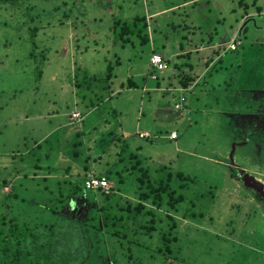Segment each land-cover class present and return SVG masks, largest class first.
I'll use <instances>...</instances> for the list:
<instances>
[{"label": "rangeland", "instance_id": "rangeland-1", "mask_svg": "<svg viewBox=\"0 0 264 264\" xmlns=\"http://www.w3.org/2000/svg\"><path fill=\"white\" fill-rule=\"evenodd\" d=\"M253 1L245 0L252 9L241 17L238 0H0V178H13L15 187L6 185L3 192L16 195L7 201V218L16 216L19 225L40 219L50 224L64 212L89 219L103 233L102 200L89 190L72 192L69 180L91 174L84 164L102 170L108 158L116 160L117 132L127 143L120 166L133 153L139 154L134 163L140 159L131 173H122L123 202L138 198L139 166L145 180L160 178L164 170L193 177L182 193L186 206L196 200L195 210L204 217L177 212L175 256L190 264H264V0H256L261 10ZM251 24L248 35L242 33ZM123 28L134 31L125 46ZM243 35L246 47H237ZM154 54L169 64L160 85L153 73L147 75ZM188 63L196 88L173 104ZM109 64L112 80L76 86L85 76L106 75ZM230 77L226 86L215 84ZM100 84H110L115 95L89 109L90 101L99 100ZM74 112L82 114L75 119ZM109 113L113 119L105 128L100 121ZM148 130L157 137L146 139L152 136ZM75 149L81 160L89 159L80 163ZM46 175L64 181L54 180L47 189ZM115 184L109 181V188ZM89 234L80 249L96 240ZM143 249L124 246L120 263L169 264ZM108 251L109 245L101 253L106 259Z\"/></svg>", "mask_w": 264, "mask_h": 264}, {"label": "trees", "instance_id": "trees-1", "mask_svg": "<svg viewBox=\"0 0 264 264\" xmlns=\"http://www.w3.org/2000/svg\"><path fill=\"white\" fill-rule=\"evenodd\" d=\"M252 3L257 10L262 9L261 6L256 5V0ZM238 5L244 6V11L241 14V17L251 12L252 5L245 3V0H238ZM138 17L140 18L139 15ZM236 20L239 21L240 18L237 17ZM246 22L250 23L247 20ZM126 25L127 24L123 25L124 28ZM249 27L252 28V24L251 26H244L242 33L245 32V34L248 35L249 30H251ZM124 28L120 34L122 37V46L131 42L130 36L134 32L133 29H128L130 31L126 34ZM144 37L146 39L147 34L144 35ZM238 40L240 42L237 47H246V36H239ZM162 58L165 61L166 58H164L163 55ZM223 59L224 58L220 59V61H223ZM119 61L120 59H117L116 63ZM209 61L210 60L207 61L206 66L210 64ZM166 62L168 63V61ZM149 64L150 68L147 75L152 78L151 74L155 73L156 77L152 80L156 85H160L164 80H166V76L161 74L156 69L152 68L151 70L150 61ZM236 65L240 66L241 64L236 62ZM193 67L194 66L192 64L188 63L187 68L189 73L185 74V76L180 80V84H177L178 86H175V89H177L178 92L176 91L175 98L172 101L173 104L178 103L181 96L185 100V97H187L186 93L195 90L196 87H194V82L196 81V75L193 72ZM112 69L113 64H109L106 75L101 77L85 76L84 81H76L75 84L76 86L85 85L89 88L95 81L103 82L109 79L112 80ZM182 69H184L183 66ZM128 79L131 85H136L133 79H130L129 77ZM229 81H231V77L230 79L215 82V84H222L223 86H226V84H229ZM125 85L122 83L121 88L128 87ZM100 89L101 92L98 96L99 100L90 101V105L86 106L87 108L90 109L95 106H99L100 103L105 101V98L114 94L110 84H100ZM106 91L107 94H105ZM204 110H206L205 107ZM205 112L207 113V110ZM110 118L113 119L111 113H109V115L105 118L103 117L100 121L101 126L104 125L106 128L112 122ZM77 133L80 132L77 131ZM107 133L110 135L115 134V130L110 129ZM150 133L152 136L145 138L152 140L154 139L152 137L156 136L155 130H151ZM116 135L115 145L120 146L117 153H115L116 160L114 158H108L105 161L106 166L103 167L102 170H94L91 163L84 164L83 168L85 169V172L90 171L91 174L83 175L82 173H78L76 178H74V181L69 180L73 184L72 192L78 193L83 189L89 190L92 192V195L96 194L102 200L98 212H101V216L104 219L105 230L103 233L102 230L99 229V226L91 223L89 219L84 218V220H80L75 215L64 212H60L57 216H55V218H52L53 220L50 224L39 218L40 223L38 224L19 225L16 216L8 219L5 215V210L8 207L7 201L12 198L15 199L16 195L12 193V191L3 192V188L6 185H12L14 188V180L12 177L4 175L0 178V264H98L102 258L106 264H110L111 261L115 260L118 264H121L120 262H124L123 258L125 257L120 252L124 254L123 249L126 245L129 251H131L133 247L140 250H144L143 247L146 249L149 248L151 252H155L153 254V258H162V261L164 262L168 259L169 264H190L184 256H175L174 252L176 253L175 243L179 240V225L181 223V217L177 214V212H181V216L184 218L192 219L198 216L204 217L203 211L195 210L197 204L196 200L190 201L191 207L186 206V195L182 193V189L188 188L192 185L190 183L193 182V177L180 171L173 173L170 170H164V173L160 175V178H148L145 180L146 171L139 166L141 172H138L139 174L136 176L138 186L134 188L135 195H138V198L137 200H126L123 202V198L125 196L123 195V192L121 193V191L123 189L122 183H125V178L122 173L126 171H130L129 173H131V171L136 169V166L140 163L137 162L140 159L134 163L131 160L132 156H138L139 154L133 153L128 158V164H125L124 167L120 166L121 163H123L122 154L127 148V143L125 137L123 138L122 135L117 134V132ZM138 136H140V132L138 133ZM120 141L122 142L120 143ZM107 152L108 151L106 150L105 153ZM74 153L75 155H79V151L77 149H75ZM82 156L83 154L80 156V163L89 159L88 156L87 158L83 157L81 160ZM49 171L58 172L59 170L56 168L52 170L51 168ZM90 177L106 178L109 181L115 180L116 184L109 189H104L102 187L87 189L85 182ZM60 179L64 181L62 178L51 176L48 179V175H46V182L49 183H47L45 187L49 189V184H54V180L57 185H59L58 183ZM65 186L64 182L62 190L65 189ZM146 201L151 204L148 205ZM212 201L214 200L212 199ZM93 202H95V200H93ZM239 209L242 210L240 206ZM87 232L90 233L89 235H96L97 238L90 244V247L86 250H82L80 249V246L82 244L83 246L85 245L83 239L87 238ZM105 233H108L109 235L105 236ZM198 233L204 234V229H199ZM76 239L82 240V243L78 246L74 244V240ZM199 240L200 237L198 235L193 239L194 242H199ZM107 245H109L110 250L108 253H111L112 256L106 259L105 253H101H103V250L107 247ZM117 249L119 253L116 252ZM113 252L115 254L114 257L117 255H122V257L120 258L119 256L117 258H113Z\"/></svg>", "mask_w": 264, "mask_h": 264}, {"label": "built area", "instance_id": "built-area-1", "mask_svg": "<svg viewBox=\"0 0 264 264\" xmlns=\"http://www.w3.org/2000/svg\"><path fill=\"white\" fill-rule=\"evenodd\" d=\"M150 63H151V67L159 72L164 71L168 66V63L163 60L162 56L157 54H154L151 57ZM153 77H156L155 73H153ZM72 116L76 119L79 118L81 114L79 112H74ZM148 135L149 134L147 132L141 134V136H148ZM171 137L172 138L177 137V133L172 132ZM85 186L87 189H96L99 187H102L104 189H109V180L106 178L90 177L89 179L86 180Z\"/></svg>", "mask_w": 264, "mask_h": 264}, {"label": "crops", "instance_id": "crops-1", "mask_svg": "<svg viewBox=\"0 0 264 264\" xmlns=\"http://www.w3.org/2000/svg\"><path fill=\"white\" fill-rule=\"evenodd\" d=\"M148 131H151V130H148ZM175 132V131H174Z\"/></svg>", "mask_w": 264, "mask_h": 264}, {"label": "clouds", "instance_id": "clouds-1", "mask_svg": "<svg viewBox=\"0 0 264 264\" xmlns=\"http://www.w3.org/2000/svg\"><path fill=\"white\" fill-rule=\"evenodd\" d=\"M70 207H71V204H70Z\"/></svg>", "mask_w": 264, "mask_h": 264}]
</instances>
